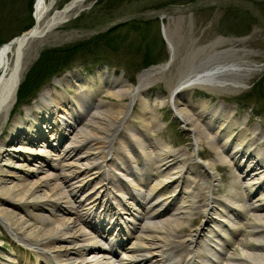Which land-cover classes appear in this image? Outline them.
Segmentation results:
<instances>
[{
	"label": "bare ground",
	"instance_id": "6f19581e",
	"mask_svg": "<svg viewBox=\"0 0 264 264\" xmlns=\"http://www.w3.org/2000/svg\"><path fill=\"white\" fill-rule=\"evenodd\" d=\"M88 1L69 0L61 8H54L56 0H36L34 24L0 45V119L9 115L15 103L27 67L25 49L33 40L84 10ZM206 39L207 36L194 39L190 46H197ZM224 42L222 39L198 47L193 55L221 48ZM169 50L173 58L170 41ZM245 56H239L237 61L219 60L217 54L209 56L202 65L184 74L173 91L199 87L218 94L226 82L235 86L244 84L253 68L242 61ZM211 60L216 61L209 64ZM169 66L166 62L146 68L138 75L137 85L132 89L124 88L121 94L106 91V96L125 95L130 101L122 110L91 111L85 121L86 128H78L77 123L83 117L81 103L87 109L89 101L95 98L89 86L77 100L71 101L56 89H43L33 104L25 108L23 116L12 119L8 134L2 130L0 224L14 240L36 252L37 263L264 264V157L259 155L264 149V132L233 118L229 109L218 106L208 110L207 102L200 100L196 117L186 118L194 130L193 159L198 156L196 146L201 141L212 149L216 145L229 153L228 165L232 166L231 180L227 184L229 198L214 196L219 191L217 167L214 162L204 160L200 166L208 178L203 187L205 191L198 188L194 192L192 186H185L179 192L181 202L171 209L163 184L172 180L173 186L167 193L175 194L185 177L183 173L191 168L184 170L185 163L173 167L181 162V148H158L157 143L151 144L153 149L142 148L136 158L137 169L134 166L129 170V175L134 177L124 179V183L119 181L117 174L126 170L127 155L124 159L117 157L126 148L114 147L120 141L116 134L122 131L138 93L146 90ZM173 91L169 99L177 107L180 101L172 98ZM187 111L185 105L178 107L177 112L184 118ZM207 116L208 120L204 121ZM197 120L204 121V127L199 126ZM214 127L215 139L211 141L216 144L210 142L207 131ZM45 131L51 132V139L45 137ZM70 134H73V142L67 141L59 152ZM134 138L142 141L140 137ZM112 149L117 151L115 156L111 154ZM222 157L220 154V163L225 162ZM31 160L35 164H29ZM41 166L45 169L39 170ZM163 170L166 171L162 176ZM150 178L152 185L143 192L144 182ZM91 183H94L92 189L83 193ZM219 205L222 210L217 208ZM200 214L203 222L188 229ZM103 221H108L105 228ZM88 226L104 237L113 239L119 235V238L106 242L107 248L99 246L94 240L95 233L85 229ZM117 228L122 233L115 232ZM81 229L90 235L87 241H81ZM226 229L231 239L224 238L222 232ZM133 233L132 241L125 245L124 235L130 237ZM238 234L242 236L237 238ZM213 244H220V250Z\"/></svg>",
	"mask_w": 264,
	"mask_h": 264
},
{
	"label": "rangeland",
	"instance_id": "374dc122",
	"mask_svg": "<svg viewBox=\"0 0 264 264\" xmlns=\"http://www.w3.org/2000/svg\"><path fill=\"white\" fill-rule=\"evenodd\" d=\"M27 1L0 0V3H3L0 4V44L18 36L23 27L30 22ZM67 1L69 0H56L54 8H61ZM88 3L84 10L30 43L24 52L27 67L21 82L46 48L72 47L80 43L87 47L86 41L96 37L113 40L111 47L103 45L95 54L90 48L85 52L77 51L75 55L69 57L70 60L68 58L67 66L61 67L60 74L49 77L45 84L37 85L39 92L37 90L38 93L36 92L30 104L18 105L16 95L17 101L9 115L0 119V133L4 130L8 134L12 119L23 116L25 108L33 104L43 89L52 91L56 89L66 100L71 101L77 100V96L89 86L95 98L89 101L91 104L87 109L81 103L83 117L77 123L78 128H86L85 121L91 111L122 110L130 101L129 96H106V91L121 94L124 88L132 89L137 85L138 75L143 70L152 65L166 63L170 57V41L174 53L170 66L146 90L138 93L130 115L123 123L122 131L116 134V139L120 141L114 147L118 146L120 150L126 148L117 157L124 159L127 155L126 168H131L137 165V154L142 152V148L153 149L151 144L157 143L158 148L161 146L181 148V162L174 164L173 167L185 163L184 170H187V167L191 169L188 173L186 171L183 173L185 177L180 181L177 190L181 192L185 186L190 185L194 192H197L198 188L201 192L205 191L203 187L206 186L208 178L200 164L206 160L214 162L217 167L219 191L214 196L229 198L227 184L232 173V166L228 165L231 162L229 153L216 145L212 149L201 141L196 146L198 156L193 159L194 130L186 120L189 116L196 117V105L200 100H205L208 110L218 106L220 109H229L233 118L244 120L248 125H253L264 132V0H89ZM192 34H195L193 38ZM205 36L207 39L203 43L190 46L192 40ZM222 39L225 41L223 47L206 50L194 57V50L198 47ZM147 52L149 60L157 61L143 67V58ZM216 54L222 61H237L239 56L244 57L246 54L242 61L253 67L248 80L236 86L226 82L227 84L222 86L227 88L222 87L218 94L209 93L199 87L177 90L172 98L178 99L180 104L174 107L169 97L179 79L194 66L202 65L209 56ZM214 61L216 60L209 61V64ZM185 105L189 111L182 118L177 111L178 107ZM53 108L55 111L56 107ZM207 118L208 116L203 120L207 121ZM204 121L197 120L201 127H204ZM215 130V127L207 129L210 133L209 140L214 144L216 143L211 140L215 139L213 135ZM5 133L2 137L6 135ZM50 134L51 132L45 131V136ZM72 137L73 134H70L59 152L64 149L67 141L73 142ZM134 137H140L141 143ZM116 152L112 149L111 154L115 156ZM255 152L253 151V156L256 155ZM220 154L225 159L223 163H220ZM259 155L264 157V150ZM165 171H162V176L165 175ZM128 172L129 170L121 173ZM151 180V178L145 180L143 192L144 189L145 192L150 189ZM94 183H91L83 193L91 190ZM172 186L173 183H167L163 192L170 191ZM155 196L153 195V198ZM176 202L171 209L178 205ZM217 208L223 209L220 205ZM203 220L200 214L199 218L191 222L188 229L199 226ZM107 222L105 221L106 224ZM137 227L140 225L137 224ZM241 236L237 235L238 238ZM226 237L231 238V234L228 232ZM81 241L84 242L82 237ZM131 241L132 238L126 239L125 243L130 244ZM23 261L39 264L36 252L14 240L0 224V264H24Z\"/></svg>",
	"mask_w": 264,
	"mask_h": 264
},
{
	"label": "trees",
	"instance_id": "16d2710c",
	"mask_svg": "<svg viewBox=\"0 0 264 264\" xmlns=\"http://www.w3.org/2000/svg\"><path fill=\"white\" fill-rule=\"evenodd\" d=\"M34 0L27 1L28 8V24H26L22 30L29 28L33 22L32 19V4ZM3 4V3H0ZM21 30V31H22ZM111 31V30H109ZM100 39V40H98ZM103 41V42H102ZM113 40H108L107 37L103 38H95L90 39L87 42V47H84L83 43L78 45H74L72 47H54V48H46L40 53L39 59L33 64V66L29 69L27 74L25 75L23 81L20 83L18 91H17V100L18 103H28L35 96L37 90L39 91L40 83H47L46 80L53 76L61 73V67L64 65L67 66L68 58L72 57L77 53V51L85 52L86 49L90 48L92 53H96L99 49L102 48L103 45L111 47V43ZM91 46V47H90ZM149 52V51H148ZM147 52L146 57L143 58L144 65L151 64L156 60H149V53ZM88 53V52H87ZM89 54V53H88ZM70 60V58H69ZM43 80V81H42ZM45 80V82H44ZM42 84V85H44ZM36 90V91H35Z\"/></svg>",
	"mask_w": 264,
	"mask_h": 264
},
{
	"label": "water",
	"instance_id": "95a60500",
	"mask_svg": "<svg viewBox=\"0 0 264 264\" xmlns=\"http://www.w3.org/2000/svg\"><path fill=\"white\" fill-rule=\"evenodd\" d=\"M36 2V1H35Z\"/></svg>",
	"mask_w": 264,
	"mask_h": 264
}]
</instances>
